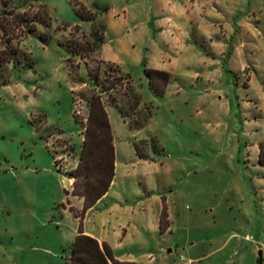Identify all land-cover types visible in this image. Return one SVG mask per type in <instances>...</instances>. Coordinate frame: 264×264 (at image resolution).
Wrapping results in <instances>:
<instances>
[{
  "label": "rangeland",
  "instance_id": "1",
  "mask_svg": "<svg viewBox=\"0 0 264 264\" xmlns=\"http://www.w3.org/2000/svg\"><path fill=\"white\" fill-rule=\"evenodd\" d=\"M162 1L186 6L182 19L164 5L172 21L160 35L179 40L162 44L168 61L181 60L171 63L163 92L150 88L144 67L133 59L126 68L130 82L116 66H100L109 73L99 81L113 145L144 139L150 150L138 149L140 156L170 167L172 189L183 200L172 246L177 261L200 256L195 264H264V166L253 152L262 146L264 160V110L255 102L257 86L264 87V0H252L251 7L247 0H217L220 8L213 9L206 0ZM150 2L0 0V264H67L72 218L61 205L73 198L70 174L79 163L88 97L99 94L85 70L98 63L86 50L94 24L83 17L90 12L105 31L106 17L125 20L122 9L129 5L149 12ZM236 13L243 16L237 33ZM107 80L121 87L107 90ZM128 83L150 107L139 131L115 106Z\"/></svg>",
  "mask_w": 264,
  "mask_h": 264
},
{
  "label": "crops",
  "instance_id": "2",
  "mask_svg": "<svg viewBox=\"0 0 264 264\" xmlns=\"http://www.w3.org/2000/svg\"><path fill=\"white\" fill-rule=\"evenodd\" d=\"M150 1L149 7L153 6V12L152 8L147 12L144 5L140 7L129 5L122 9L126 11L125 20L117 18L115 14L112 17H106L103 43L98 51L93 53L98 61L116 66L128 78H130L126 69L128 59H133L144 69L163 72H170V65L175 61H168L169 48L163 47L162 41L167 39V43H173L179 39L173 36L164 39L160 35V30L163 31L166 22L172 21L170 14L164 16V5L166 4L169 8V13L173 16L179 15L182 19L184 18L182 12H186L184 9L186 6L180 1L171 6L172 9L169 2ZM247 3L246 6L251 7L252 0H247ZM194 5L198 8V5ZM207 7L220 8V5L217 0H206ZM212 15L211 11L209 16ZM242 17L239 13L233 16L235 32L243 26ZM190 20L186 17L184 22L188 24ZM127 27L134 28L130 35L124 32ZM144 44L147 45L145 54L142 53ZM137 45H139V52L136 50ZM129 47L133 49L130 50ZM226 54L225 52L224 57ZM179 61L174 62L175 65ZM255 102L264 110L263 86H257ZM54 131L64 136L61 131ZM128 137L136 139L134 134ZM113 147L114 176L107 192L87 210H83V200L76 197H73L69 205L63 209L64 215L72 218L69 233L71 244L81 233L97 241L100 246L105 245L108 248L114 261L109 264H175L177 260L172 253V246L173 238L177 236L175 225L179 213L176 207L179 203L181 205L183 200L172 189L173 185L169 180L170 167L163 160H154L150 154L141 157L136 154L138 149L150 150L144 139L120 146L113 145ZM253 152L259 164L258 144ZM76 158L79 162V157L76 156ZM69 208L77 214V218L69 212ZM163 208L166 210L167 227L164 232H161L160 218ZM202 258L193 257L195 261ZM195 261H192L193 264L196 263Z\"/></svg>",
  "mask_w": 264,
  "mask_h": 264
},
{
  "label": "trees",
  "instance_id": "3",
  "mask_svg": "<svg viewBox=\"0 0 264 264\" xmlns=\"http://www.w3.org/2000/svg\"><path fill=\"white\" fill-rule=\"evenodd\" d=\"M83 19L94 24L92 26L90 40L86 43L87 52L89 55H93L103 43L104 26L102 23H99L98 28H96L95 24L98 23V20L90 12L85 13ZM28 30V32L32 31V29ZM73 30L78 31V26H74ZM65 44L68 50L72 53L76 52L77 54V47L73 48L68 41ZM96 64L97 67L92 71L86 69V75L93 86L98 88L99 93H102L105 91L103 87L104 82L99 81L100 66H108V69L111 66L100 61ZM66 68L72 81H74L75 78L70 61H67ZM144 74L148 79L150 88L158 94L163 92V89L171 79L170 74L163 71L144 69ZM122 80V77L119 79L113 77L112 82H120ZM126 80L130 82L128 77H126ZM106 82L109 84L107 90H115L116 83H110L108 80ZM117 87L120 88L121 85ZM103 102L99 94L93 93L88 97V117L80 153L78 155L79 163L76 169L70 174L73 179L71 195L83 200V210L91 208L107 192L114 176V147L108 115ZM115 106L121 118L127 121L130 129L134 131L141 130L151 117L150 107L142 106L140 94L132 89L130 83H128V86L122 93L120 105ZM137 154L139 156L141 155L138 151ZM262 154L263 150L262 146H260L259 164L264 166ZM64 193L65 196L68 195L66 191ZM66 205H69L68 199L61 206L64 209ZM68 210L76 218L78 217L71 208ZM166 227V210L163 208L160 218V231L164 232ZM109 262L114 263L105 245L100 246L97 241L81 233L75 237L70 246V255L67 259V264H109Z\"/></svg>",
  "mask_w": 264,
  "mask_h": 264
},
{
  "label": "built area",
  "instance_id": "4",
  "mask_svg": "<svg viewBox=\"0 0 264 264\" xmlns=\"http://www.w3.org/2000/svg\"><path fill=\"white\" fill-rule=\"evenodd\" d=\"M97 67V64H94L93 65V69H95ZM101 68V67H100ZM104 72V73H103ZM101 74H103V75H107V74H109V73H106V71H104V70H101L100 69V75ZM108 78H110V79H113V77L114 76H111V75H108L107 76ZM126 82H127V80H126ZM122 83H124V79L122 80ZM110 91V90H109ZM106 94V92H102V93H100V96H101V98L103 97V95H105ZM102 100H103V98H102ZM54 166L56 167V170L58 171V172H60V168H59V166H58V163H57V160L56 159H54ZM175 264H193V262L192 261H188V260H185L183 257H180L179 258V261H177Z\"/></svg>",
  "mask_w": 264,
  "mask_h": 264
},
{
  "label": "water",
  "instance_id": "5",
  "mask_svg": "<svg viewBox=\"0 0 264 264\" xmlns=\"http://www.w3.org/2000/svg\"><path fill=\"white\" fill-rule=\"evenodd\" d=\"M258 255H259V258L261 259V253L260 252L258 253Z\"/></svg>",
  "mask_w": 264,
  "mask_h": 264
}]
</instances>
